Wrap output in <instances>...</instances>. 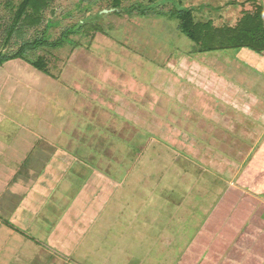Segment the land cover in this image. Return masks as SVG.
Returning <instances> with one entry per match:
<instances>
[{"label":"rangeland","instance_id":"rangeland-1","mask_svg":"<svg viewBox=\"0 0 264 264\" xmlns=\"http://www.w3.org/2000/svg\"><path fill=\"white\" fill-rule=\"evenodd\" d=\"M249 1L121 0V7H149L126 14L115 12V0H51L40 23L13 27L21 0H0V54L41 36L50 22L56 40L85 20L63 46L30 52L47 62L49 74L21 58L0 67V211L11 217L0 212V264H264V146L236 178L159 127L190 113L187 137L200 150L210 146L208 136L189 134L200 133L198 113L188 112L194 85L181 65L185 57L238 51L200 53L180 31L177 8L191 7L197 20L222 28L254 13ZM259 73L252 79L264 92ZM49 142L78 161L39 198L40 157L25 160ZM216 151L215 162L235 159ZM94 171L110 182L87 217L91 227L66 255L47 238ZM15 193L29 197L26 206H17Z\"/></svg>","mask_w":264,"mask_h":264},{"label":"crops","instance_id":"crops-1","mask_svg":"<svg viewBox=\"0 0 264 264\" xmlns=\"http://www.w3.org/2000/svg\"><path fill=\"white\" fill-rule=\"evenodd\" d=\"M249 2L261 8L264 24V0H250ZM216 51L215 53L225 50ZM209 58L189 59L185 57L181 67L185 70L186 76L189 77L190 82L194 85L193 87H195V90L192 87V96L190 102L186 105L189 107L188 112L192 110L190 112L198 113L197 126H194L200 133L189 134L193 137L197 135L208 136L210 146H205L200 150L199 146L195 144L196 140L187 137L188 134L185 132L187 130L185 127L187 126L186 122L189 120L188 114L190 113L180 118L178 122L173 121L174 117L169 116L171 120L168 121L174 125L168 122H165L166 124L163 127L158 125L162 133L165 129L169 132L174 130L171 131V134L175 133V140L180 139L181 142L185 143L189 150L188 152L194 157L201 161L210 162L211 166L217 167L220 171H227L228 174L231 173L237 178L240 176L239 169L250 161L252 152L264 146V92L261 86H257L260 84L252 79V76L257 73L260 76L259 72L264 74V53L242 48L238 49L235 54L229 53L228 56H225L221 53V55L215 54L212 55L211 59ZM249 71H251L250 73L253 72L251 77L248 75ZM251 88L256 90H250ZM149 120H152L151 117H147V124ZM175 120L177 121V118ZM151 126L149 124V127ZM169 132L166 134H169ZM217 149L220 152H227L232 155L235 153L234 157L238 159L240 164L228 156L226 157L227 163H224L226 161L225 157L221 159V162H215ZM45 153H47L46 157L43 155ZM58 153H65L67 157L58 156ZM34 156L40 157L38 175L34 173L37 181L41 177L42 170L49 165L51 157L54 156L55 159L67 165L61 171L60 178L54 181L53 187L47 181L50 178L53 179L51 175L45 174L43 179L42 177L40 178L41 180L36 188L39 191L38 193H40L39 198H41V195L45 196L46 193L49 195L53 189L57 188V184L63 181L70 168H74L73 163L78 161L76 156H71L57 148L54 142L45 143L43 149H32L25 160L26 163ZM93 176L94 179L89 178L80 186L78 192L61 214L55 229L47 238L49 244H52L53 247L58 248L60 251L62 250L66 255H72L77 249V243L79 242H75V240L78 234L81 233V237L82 235L84 236L91 227L87 223V217L93 215L95 211L93 208H95L98 199L100 196L105 195L101 185L105 180L110 182L98 171H94ZM66 181L70 182V177L67 176ZM14 196L18 199L17 206L22 201L24 206L28 203L29 197L27 199L25 193H15ZM39 202V200H36L31 205H38ZM11 211H13L12 214L14 213V215L11 214L12 218L15 222H18L17 209L13 208ZM0 212L3 216L5 213L7 217L10 215L7 211ZM19 212H21V209ZM20 218L22 219L23 216L20 215ZM84 222L87 224H84Z\"/></svg>","mask_w":264,"mask_h":264},{"label":"trees","instance_id":"trees-1","mask_svg":"<svg viewBox=\"0 0 264 264\" xmlns=\"http://www.w3.org/2000/svg\"><path fill=\"white\" fill-rule=\"evenodd\" d=\"M50 1L51 0H21L13 27L21 21H23L24 24L40 23ZM120 2L121 0H115L114 2L113 9H115L117 13L133 14L136 10L144 12L149 9V7L143 3H135L129 7H121ZM256 8L257 10L254 13L244 15L235 25L224 26L222 28L216 27L215 25L213 26L211 20L206 22L197 20L193 8L191 7L177 8L175 16L181 21L180 31L187 35L192 41L196 42L201 52L248 48L255 52L262 53L264 51V24L262 10L259 6ZM83 24H85V20L79 21L74 26L65 29L60 38L51 40L49 29L52 26V22L48 23L42 31L41 36L24 42L22 47L13 53H1L0 67L12 59L21 58L33 67L49 74L47 62L40 57L34 58L30 52L39 50L41 47L48 46L51 48H58L63 46L73 35L83 30ZM58 156L66 158L67 154L58 153ZM49 161V165L44 169L41 177L43 179L45 174L51 175L53 179L50 178L47 181L48 184L53 187L55 184L54 181L60 178L61 171H63V168H66L67 165L55 159L54 156L51 157ZM40 178L37 181V185L41 180Z\"/></svg>","mask_w":264,"mask_h":264},{"label":"water","instance_id":"water-1","mask_svg":"<svg viewBox=\"0 0 264 264\" xmlns=\"http://www.w3.org/2000/svg\"><path fill=\"white\" fill-rule=\"evenodd\" d=\"M111 10H113V9H111Z\"/></svg>","mask_w":264,"mask_h":264}]
</instances>
